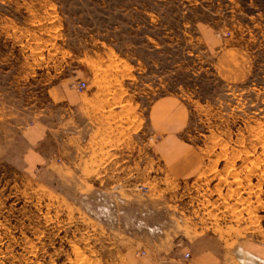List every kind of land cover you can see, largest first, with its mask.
Returning <instances> with one entry per match:
<instances>
[{
    "label": "rangeland",
    "instance_id": "1",
    "mask_svg": "<svg viewBox=\"0 0 264 264\" xmlns=\"http://www.w3.org/2000/svg\"><path fill=\"white\" fill-rule=\"evenodd\" d=\"M194 248L264 264V0H0V264Z\"/></svg>",
    "mask_w": 264,
    "mask_h": 264
},
{
    "label": "crops",
    "instance_id": "2",
    "mask_svg": "<svg viewBox=\"0 0 264 264\" xmlns=\"http://www.w3.org/2000/svg\"><path fill=\"white\" fill-rule=\"evenodd\" d=\"M163 99L164 98H160L158 101L160 100L163 101ZM43 139H44V132H42L41 128L36 125L30 126V128L26 131L24 137V143H25L24 151L27 150L28 154L26 158H24L25 155L23 156L25 161L24 162L25 166L35 167L38 164H41L44 159H46L47 154H49V152L46 150L45 153V151L42 150V148H40V143L43 141ZM196 250L197 249L194 248V260L195 258L196 260L198 258H202V260L197 261L196 264H201L200 262H202V264H215L216 261L215 260L212 261V259L214 258L211 256L209 257L210 253L208 251L200 252Z\"/></svg>",
    "mask_w": 264,
    "mask_h": 264
},
{
    "label": "built area",
    "instance_id": "3",
    "mask_svg": "<svg viewBox=\"0 0 264 264\" xmlns=\"http://www.w3.org/2000/svg\"><path fill=\"white\" fill-rule=\"evenodd\" d=\"M78 85H77V89H81L82 87H84V83L83 82H78L77 83ZM183 256H184V258H187L188 257V253L187 252H185V253H183Z\"/></svg>",
    "mask_w": 264,
    "mask_h": 264
}]
</instances>
